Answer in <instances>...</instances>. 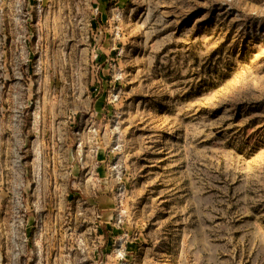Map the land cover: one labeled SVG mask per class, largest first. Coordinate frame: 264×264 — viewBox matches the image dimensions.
<instances>
[{"label":"rangeland","instance_id":"obj_1","mask_svg":"<svg viewBox=\"0 0 264 264\" xmlns=\"http://www.w3.org/2000/svg\"><path fill=\"white\" fill-rule=\"evenodd\" d=\"M0 264H264V0H0Z\"/></svg>","mask_w":264,"mask_h":264}]
</instances>
